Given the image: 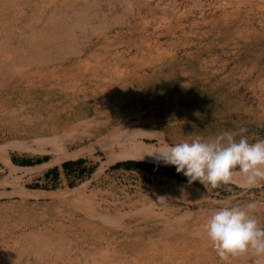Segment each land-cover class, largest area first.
<instances>
[{"label":"bare ground","instance_id":"6f19581e","mask_svg":"<svg viewBox=\"0 0 264 264\" xmlns=\"http://www.w3.org/2000/svg\"><path fill=\"white\" fill-rule=\"evenodd\" d=\"M192 1L196 5L200 0ZM249 3L264 13V0ZM135 4L141 5L138 10ZM146 8L149 0H0V112L33 125L38 137L54 142L85 138V145L31 168L11 163L0 150V162L11 172L44 170L77 155L99 158L95 156L98 150L107 157L96 171L99 174L118 161L166 165L148 153L171 144L162 138L158 143L156 139L147 142L144 138L149 131L135 126L137 112L121 105L138 96L145 82H157L162 91L166 89V78L179 69V52L172 45L161 49L159 39L165 35L174 38L188 12H175L172 17L163 14L159 23H153L146 12L138 21L128 19L127 13L141 15ZM239 11L240 6L223 18L222 26L234 25ZM120 33L127 35L118 42ZM137 39L140 51H134ZM236 179L243 183L242 175ZM103 192L89 189L88 182L49 191L20 189L11 214H18L22 221L28 219L30 230L21 229L23 224L10 225L13 216L0 213V225L6 228L0 231V264H264V257L252 254L227 261L217 255L204 231L212 210L190 206L176 212L164 205L158 211L152 206L162 203V196L151 199L150 205L132 203L125 211L114 197L110 210ZM40 195L57 202L58 217L29 213L28 199ZM15 203L0 200V209ZM127 217L133 220L128 222ZM60 218L67 223L57 226ZM35 224L39 226L32 228Z\"/></svg>","mask_w":264,"mask_h":264},{"label":"rangeland","instance_id":"374dc122","mask_svg":"<svg viewBox=\"0 0 264 264\" xmlns=\"http://www.w3.org/2000/svg\"><path fill=\"white\" fill-rule=\"evenodd\" d=\"M248 1L255 0H200L196 5L192 0H175L176 4L173 1V5L169 3L170 0H149V8L144 9L141 15L138 11L134 15L127 13L128 19L138 21L146 12L145 16L150 17L153 23H159L163 14L172 17L175 12H188L174 38L170 40L171 37L165 35L159 39L161 49L170 45L178 48L180 61L179 69L166 78L164 92L159 83L145 82L147 84L141 88L138 96L130 97L121 105L124 110L131 108L137 112L133 116L135 126L149 131L151 137L144 138L147 142L157 140L155 143H158L162 138L161 141L164 139L174 145L175 142H182V139L207 140L225 131L238 132L241 128L247 129L244 135L250 143L264 139V13L255 7L251 8L254 3ZM140 6L135 4L137 10ZM238 6L240 11L235 14L239 15L236 23L229 28L223 27V18L234 14ZM118 10H123L122 5H118ZM112 22L110 20L108 25ZM109 29L115 33L110 26ZM120 35L118 42L127 34ZM136 41L134 51H140L141 41ZM7 117L10 115L0 112V150L7 160L18 167L31 168L53 156L68 154L85 145V138L76 137L71 143L63 138L54 142L51 138L38 137V130H33V125H26L25 121L23 123L22 119L16 117L15 120ZM10 119L13 124L8 122ZM25 128L28 132L21 131ZM176 132H179L178 135ZM95 156L99 158L87 154L65 158L40 171L22 168L11 172L5 163L0 162L1 203L16 202L12 204L13 208L12 205H4L0 213L9 215L13 212L19 202L17 192L23 187L49 191L88 182L89 189L104 191L103 199H108L110 210L114 209L111 203L114 197L117 206L124 211L130 210L132 203L150 205V200L157 196L165 198L162 203L152 206H157L155 209L158 211L166 205L176 212H183L190 206L196 210L202 206L215 212L216 208L246 207L248 203L255 202L257 210L254 216L264 225V185L251 189L233 184L206 188L199 181L189 185L188 178L183 173H177L174 165L166 166L145 160L108 164L99 174L96 171L107 157L102 150L95 152ZM27 207L31 214L58 217L57 202L44 195L38 199H28ZM11 215L10 225L18 224L20 227L23 224L21 229L30 227L26 223L28 219L22 221L18 214ZM130 219L127 217L126 221L133 220ZM62 222L67 223L66 219L60 218L56 225ZM39 225L35 224L32 228L43 227V222ZM5 229L0 225V231Z\"/></svg>","mask_w":264,"mask_h":264},{"label":"clouds","instance_id":"9594fccd","mask_svg":"<svg viewBox=\"0 0 264 264\" xmlns=\"http://www.w3.org/2000/svg\"><path fill=\"white\" fill-rule=\"evenodd\" d=\"M246 132L245 128L225 131L215 138L183 141L148 154L174 165L189 185L196 181L213 189L237 185L236 178L242 175L243 183L238 186L251 189L264 185V139L250 143ZM256 210L255 202L246 207H221L207 220L204 231L222 260L248 254L264 257V225L255 218Z\"/></svg>","mask_w":264,"mask_h":264}]
</instances>
